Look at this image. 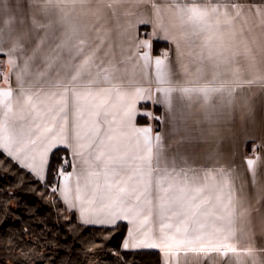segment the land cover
<instances>
[{
    "label": "snow or ice",
    "instance_id": "6c2138e0",
    "mask_svg": "<svg viewBox=\"0 0 264 264\" xmlns=\"http://www.w3.org/2000/svg\"><path fill=\"white\" fill-rule=\"evenodd\" d=\"M92 2L30 0V7L34 9L33 28L36 33L44 34L38 37L31 55L23 60V68L16 72L18 91L14 92L10 85L0 88V149L43 180L53 149L60 145L71 148L74 160L81 167L77 171L73 164V171L69 173L63 168L59 170L62 178L59 191L64 202L79 210L85 224L112 225L127 220L134 227L123 245L125 249H160L166 257L192 252L218 253L227 258L231 253L237 264H264V249L240 250L231 242L236 236L238 219L247 211L238 200L231 171L198 169L186 158L176 156L168 162L161 134L153 135L150 126L134 125L137 103L152 100V95L141 87L126 90L113 85L114 71L103 67L99 55L103 39L92 49L86 38L91 29L82 27L73 16L76 9L89 8ZM122 2L108 0L107 7ZM153 9L159 19L160 7L153 4ZM12 11L13 0H0V13L7 17L0 27V57L3 58L0 63L6 62L15 70L16 54L25 52L24 45L17 42L8 52L2 46L5 34L11 36L13 32ZM166 11L180 21L183 42L190 48H199L195 55L200 64L206 59H215V67L227 68L240 55L231 46L237 39L235 22L243 15L240 5L222 0H173ZM249 11L258 25L264 27V0L259 6H250ZM242 33L243 30L239 42L249 62L250 79L243 80L233 72L232 80L216 86L220 76L217 72L207 86L193 82L192 86L179 89L158 87L156 91L162 96L160 103L171 112L174 92H179L182 99L195 95L205 102L214 93H227L225 103L230 105L237 88L245 84L264 87L261 69L264 42L253 37L252 42L261 56L257 60ZM164 38H170L166 29ZM172 39L177 62L181 63L184 57L181 39ZM49 40L53 46L42 59L43 69L33 72L32 65ZM140 47L150 49L151 46L145 43ZM140 58L144 69L153 63L150 51H144ZM167 59L166 53L163 59L154 60L158 85L170 83ZM185 74H188L186 66ZM202 75V69L198 68L196 80ZM0 78L9 84L8 76L0 74ZM28 79L32 82L27 83ZM172 131H180L175 117ZM246 162L255 183L256 161L247 159Z\"/></svg>",
    "mask_w": 264,
    "mask_h": 264
},
{
    "label": "crops",
    "instance_id": "0c3cea01",
    "mask_svg": "<svg viewBox=\"0 0 264 264\" xmlns=\"http://www.w3.org/2000/svg\"><path fill=\"white\" fill-rule=\"evenodd\" d=\"M171 2L173 0H123L122 3L109 8L107 7L108 0H103V2L102 0H93L89 8H78L73 16L82 27L91 29L87 32L86 38L92 49H95L99 45L100 39H103L104 43L99 55L103 61V67L114 71V86L126 90L141 87L150 91L152 100L146 99L137 103V112L133 123L136 127H152L153 135L161 134L164 157L168 162L173 156H176L186 158L198 169L202 167L224 168L231 171V180L238 200L247 210L244 217L238 219L236 236L231 242L240 250L251 247L259 251L264 249V87L245 84L242 88H237L230 105L225 103L227 93H214L210 100L205 102L201 97L195 95L191 99H182L179 92H174L171 112L163 103H160L162 96L156 89L158 87L179 89L192 86L193 82L198 86H207L213 81L217 72L220 73V76L216 81V86H219L221 82L232 80L233 72H236L243 80L250 79L249 62L243 55V45L239 42V37L243 30V36L247 38L249 46L256 53L257 60H260L259 49L252 40L255 37L258 42H264V27L258 25L249 11V7L259 6L262 0H222L224 3L240 5L243 13L242 17L237 18L234 25L237 39L231 42L232 50L239 52L240 55L227 68L224 66L215 67V59H206L203 64L196 60L195 54L199 52V48H190L183 42L181 37L184 29L180 21L171 12L166 11ZM179 2H184V0H179ZM17 3L19 7H16ZM153 4L161 9L159 19L154 12ZM33 14L34 9L30 7V0H13L12 15L15 17L13 32L11 36L5 34V42L2 46L4 51L8 52L13 44L19 42L24 45L25 52L16 54L18 67L15 70L11 69L6 62L0 63V74L9 78V84H5L0 78V88L10 85L14 92L18 91L16 72L23 68V60L31 55L38 43V37L44 34L35 32L31 23ZM6 18L3 13H0V27L3 26V20ZM38 19L42 23H47V20ZM245 20L248 21L247 24H245ZM165 29L169 39L164 38ZM57 35L60 33L58 32ZM172 38L181 39V48L184 51L181 63L177 62L176 45ZM145 43L150 44V49L140 47ZM52 46L51 40L42 46L40 56L32 65L33 72L43 69L42 59L51 52ZM169 48L172 49V52L168 55L166 62L171 69L170 83L158 85L155 78L154 60L156 58L163 59L164 56L161 55V52ZM144 51H150L153 61L147 69L143 68V61L140 58ZM0 59L3 58L0 57ZM198 68L202 69L203 75L199 80H196ZM261 69L264 70V64H261ZM31 82V79L27 80V83ZM140 117L144 119L143 122L138 121ZM173 117L180 128L179 133L172 131ZM69 133L71 134V122ZM181 140L184 142L178 143ZM58 148L64 149L70 156V168L65 172H72L73 164L77 171L80 170L81 166L78 161L74 160L72 149L60 145L53 151ZM0 150L3 152L2 149ZM250 150L252 154H248ZM52 152L49 154V161ZM247 159L256 161L255 183H253ZM48 165L43 180L47 176ZM26 170L41 180L33 172ZM61 186L62 178L58 175L55 185L56 193L66 209L76 215L79 223L95 227H114L119 223H126L127 231L122 241V249H149H125L123 247L129 239V231L134 227L127 220H119L112 225L83 223L79 210L70 208L64 202L59 191ZM155 250L160 251L164 264L166 261L169 264H237L236 258L231 253L227 258L218 253L205 255L192 252H180L172 257H166L162 250ZM242 259L246 258L242 257Z\"/></svg>",
    "mask_w": 264,
    "mask_h": 264
},
{
    "label": "trees",
    "instance_id": "16d2710c",
    "mask_svg": "<svg viewBox=\"0 0 264 264\" xmlns=\"http://www.w3.org/2000/svg\"><path fill=\"white\" fill-rule=\"evenodd\" d=\"M63 152L41 181L0 150V264H164L158 250L122 249L126 223L83 225L66 209L52 191Z\"/></svg>",
    "mask_w": 264,
    "mask_h": 264
},
{
    "label": "built area",
    "instance_id": "2783aa9c",
    "mask_svg": "<svg viewBox=\"0 0 264 264\" xmlns=\"http://www.w3.org/2000/svg\"><path fill=\"white\" fill-rule=\"evenodd\" d=\"M171 52H172V49L169 48V49H167V50L161 52V55L164 56V54H166V53H167L168 55H170ZM248 154H252V151L250 150V151L248 152ZM64 161H68V163H64ZM70 164H71L70 156L68 155V153L63 152V153L61 154V156H60V169L63 168L64 171H67V170H69V168H70Z\"/></svg>",
    "mask_w": 264,
    "mask_h": 264
},
{
    "label": "rangeland",
    "instance_id": "374dc122",
    "mask_svg": "<svg viewBox=\"0 0 264 264\" xmlns=\"http://www.w3.org/2000/svg\"><path fill=\"white\" fill-rule=\"evenodd\" d=\"M53 189H55V187L52 188V191H53Z\"/></svg>",
    "mask_w": 264,
    "mask_h": 264
}]
</instances>
